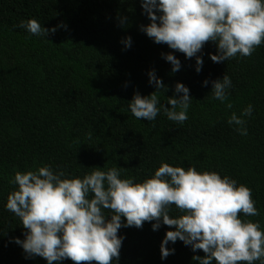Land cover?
Wrapping results in <instances>:
<instances>
[{
	"label": "trees",
	"instance_id": "1",
	"mask_svg": "<svg viewBox=\"0 0 264 264\" xmlns=\"http://www.w3.org/2000/svg\"><path fill=\"white\" fill-rule=\"evenodd\" d=\"M29 19L56 31L32 35L19 27ZM149 23L141 0H0V264H47L14 242L27 230L5 207L16 187L9 183L14 171L44 165L68 178L117 166L122 179L134 182L150 178L161 163L215 171L251 189L259 215L238 216L264 230V43L251 56L215 63L210 54H217L216 46L206 42L197 53L203 60L197 73L195 57L185 58L141 31ZM126 37L130 47L121 42ZM168 53L180 61L179 71L162 58ZM150 71L167 88L157 93L165 107L167 98L182 95L174 92L176 83L189 89L193 101L182 124L168 120L162 109L150 122L128 110L135 93L156 91ZM224 74L232 86L221 103L212 98L211 81ZM249 104L253 112L244 118L242 136L227 120ZM169 214L183 213L172 205ZM152 223L118 230L124 239L113 264H197L192 257L205 255L177 240L167 245L174 254L162 260L161 241L174 228L161 223L153 231Z\"/></svg>",
	"mask_w": 264,
	"mask_h": 264
},
{
	"label": "clouds",
	"instance_id": "2",
	"mask_svg": "<svg viewBox=\"0 0 264 264\" xmlns=\"http://www.w3.org/2000/svg\"><path fill=\"white\" fill-rule=\"evenodd\" d=\"M141 8L150 20L141 31L154 43L166 44L185 58L195 57L197 73L203 65L197 53L206 42L216 46L217 54H210L215 63L238 54L251 56L264 43V0H141ZM19 27L43 37L56 31L43 28L35 19L21 21ZM121 42L130 47L131 37ZM162 58L170 62L172 72L180 70L181 63L173 54H162ZM148 76L156 91L148 96L135 93L127 104L131 114L150 122L162 109L168 120L185 122L193 101L189 89L176 83L174 92L182 95L167 98L170 107H165L157 93L167 91L166 86L154 71ZM208 84V80L203 81V86ZM211 85L212 98L225 103L232 86L230 77L224 74ZM225 106L232 107L231 103ZM252 112L249 104L239 116L232 112L227 123L240 135H247L244 118ZM121 170L117 166L106 170L93 167L82 178H68L48 165L35 171H14L9 183L16 187L8 194L5 207L27 230L23 240L14 238V242L28 257L39 256L47 264H60L65 259L74 264H113L124 239L118 230L139 229L144 222L155 221L153 231L161 223L174 228L161 241L162 260L174 254L175 249L167 245L179 240L193 252L203 251V257H192L197 264H264V230L258 221L238 216L259 215L246 185L215 171H198L195 166L185 169L161 163L142 182L122 179ZM172 205L183 214L171 216Z\"/></svg>",
	"mask_w": 264,
	"mask_h": 264
}]
</instances>
